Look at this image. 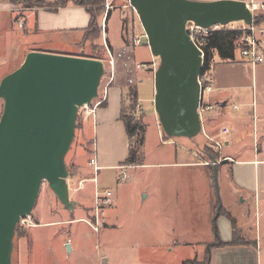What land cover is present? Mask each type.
I'll use <instances>...</instances> for the list:
<instances>
[{"label": "rangeland", "instance_id": "rangeland-1", "mask_svg": "<svg viewBox=\"0 0 264 264\" xmlns=\"http://www.w3.org/2000/svg\"><path fill=\"white\" fill-rule=\"evenodd\" d=\"M254 1L264 4L262 1ZM122 4L119 2L118 8L126 11L125 3ZM15 6L18 8L16 12L18 21L24 18L27 7ZM129 9L132 12V20L140 25L134 10ZM259 16L264 22V8L261 9ZM127 17L126 21L129 22L131 19L129 14ZM242 25L241 22L233 23L226 28ZM5 31V25L1 23V43L5 42L4 46L1 44V50L5 51L11 43L14 53L11 66L6 63L5 74H9L23 63L22 60L14 61L18 52L23 49V43L18 39L22 32L17 23H13L12 40L6 37L8 40L6 41ZM100 43L101 39L95 44L100 46ZM143 45L150 49L146 38ZM90 48L88 44V54L100 52ZM46 49L58 51L61 50V46L51 44ZM77 49L80 51L79 47ZM103 54L106 60V51ZM2 58L1 54V77ZM214 61L216 73L214 74L213 68L211 69L214 91L218 90L222 94L229 92L236 95L238 100L230 101L229 104L227 101L224 102V99L210 102V106L214 107L210 112L213 117L207 122L208 119L204 120L206 114L203 116L205 131L210 138L206 137L204 132L194 141L165 138L152 100L149 101L151 91L149 92L145 85L140 87L142 101L137 102L134 109L127 93L123 112L134 116L145 127V133L140 131L138 136L130 141L131 147L136 149L139 156L143 155V165H123L98 173L99 192L108 189L113 194L112 205L99 213L96 212L94 184L84 183L85 188L79 190L80 181L71 182L70 198L75 201L76 207L73 212H69L60 204L45 182L31 216L22 219L16 227L12 264H184L188 260L194 261L195 264H207V252H213L216 248L226 245L221 239L231 236L232 220L236 226L242 227L246 234L240 236L239 228L237 229L239 243L250 245L257 234L259 260L264 264L263 196L258 195L255 201L253 197L232 194L219 171L226 162L217 166L216 188L213 181L214 166L206 164L208 158L219 159L228 154L227 150L235 149V152H238L241 149V143H238L233 147L231 145L221 154L218 145L223 144V149H226L223 141L227 138L219 136L220 130L224 122H232L234 117L241 113L243 103L251 98L252 86L255 85L257 93L264 88V64L252 69L250 64L239 63L237 60L231 66H225L227 64L220 62L218 56ZM159 64L158 59L156 69ZM227 68L228 71L225 72ZM110 71L112 72V67L106 63V75L100 87V95ZM226 75H230L231 80L225 83L223 78ZM3 78H0V82ZM235 105L240 106L239 111H235ZM3 108L4 102L0 99V118ZM84 119V112L79 113L75 139L66 157L69 179L77 174V165H83L86 169L79 176L81 180L94 177L93 169L88 168L89 160L93 157L91 155L94 146L93 127L90 123L87 124L88 139L85 138L82 130ZM246 120L251 122L249 127L251 134L244 139L242 145L253 146L252 118ZM210 128H213V131ZM234 134L235 131H232L228 137ZM114 146L108 143L107 150L110 151L113 147L118 154L117 158L121 157L122 150L118 149V143ZM178 152H185L184 160L196 167L180 165L182 158L176 156ZM205 173L206 179L203 177ZM227 215H230L232 220ZM67 244L71 245L70 253L66 248Z\"/></svg>", "mask_w": 264, "mask_h": 264}, {"label": "water", "instance_id": "water-1", "mask_svg": "<svg viewBox=\"0 0 264 264\" xmlns=\"http://www.w3.org/2000/svg\"><path fill=\"white\" fill-rule=\"evenodd\" d=\"M130 4L152 55L160 60L153 102L160 127L170 140L194 141L203 132L198 111L203 60L187 23L208 30L239 22L251 25L257 16L245 0H130ZM105 75L103 60L33 51L1 80L0 264H12L16 227L31 216L45 182L60 204L74 211L66 157L80 108L99 98ZM211 160L217 188V160ZM66 248L70 253L71 245Z\"/></svg>", "mask_w": 264, "mask_h": 264}, {"label": "crops", "instance_id": "crops-1", "mask_svg": "<svg viewBox=\"0 0 264 264\" xmlns=\"http://www.w3.org/2000/svg\"><path fill=\"white\" fill-rule=\"evenodd\" d=\"M41 1H44L46 3H54L56 0ZM257 1L264 2V0ZM119 2V0H106L105 15L103 16L101 21L102 38L100 44L102 46H105L106 51V60L103 59V61L105 63H109L110 59H112V61L114 62V79L107 89L106 101L97 109L94 117L90 116L89 118L84 119L82 129L85 138L88 139L89 129L87 127V124L90 123V125H92L93 127L94 146L92 149L93 154L91 155L97 156V164L100 168V171L112 168H120V166H123L124 162L129 156L130 140L126 132L125 125L121 120V113L123 111V104L127 93L129 96L130 90H135L137 93L138 102L140 103L142 100L140 99L139 89L142 85H145L147 90H149V92L151 91V96L149 94V97H151L149 98V101L152 100L153 105L155 97V68L151 67L147 70H142L138 69L137 65L155 64L156 67L158 64V58L152 55L151 49L144 47L145 45L143 44L145 42V38H143L141 46H132L133 39L137 37H143L145 35V32L141 24L139 25L138 22L132 20V12H130L129 9L130 7H124L126 11H121L117 6ZM17 9V6L13 5L12 3L0 0V25L1 23H4L6 29L4 40L8 41L7 38L10 41L12 40L11 29L13 23H17L19 30L22 32V35L20 36V38L18 37V39L19 42L23 43V49L18 52V55L16 56L14 61L18 62L19 60H22L23 62L26 55L29 52L33 51L63 55H75L77 53V46L79 41L81 40L82 31L88 28L90 23V15L84 8L70 3L66 7L59 9L57 12H51L43 8L36 7L26 8L24 18L19 19L18 21L16 20ZM108 11H111V16L108 22H106ZM127 14H129L131 18L129 22L126 21L128 18ZM19 22L23 24L22 27L19 25ZM126 33L127 36H125ZM1 44L3 45L5 44V42L1 43L0 32V58L1 54L3 56V58L1 59V64L3 66L1 67V72L2 77H4L7 75L5 74V69L7 68L6 65L8 64L9 67L11 66V61L13 59L12 56L14 53L11 43L5 49V51L3 49L1 50ZM51 44H55V46L57 47L58 45H60L61 50H47L46 48L51 46ZM87 45L88 44L85 43L83 45L82 51L80 52H84V48L87 47ZM216 56L219 57L218 52L215 51L213 52V60L211 62V68H213L214 74L216 73V71H214L215 64H213V62H215L214 59L216 58ZM234 61L220 59V62H224L227 64L225 66H231ZM239 63H241V61ZM263 64L264 63L258 64L255 67ZM253 68L254 67L252 66V69ZM227 71L228 68L225 69V72ZM110 74L111 71L105 83L109 82L111 76ZM2 77L0 75V78ZM230 80V75H226L225 78H223V81L225 83L226 81ZM104 96L105 94L103 89V92L100 95V99ZM250 96V100L243 103V109L240 110V106H234L235 111L240 110L241 113L238 116L234 117L232 122H224L219 135L224 139L227 138L225 141H223L225 142L226 149H223V144H220V146H218V149L220 148L219 152L221 154L222 152H224V150L229 149L231 145V147H233L238 143H241V149L238 152H235V149H233L232 151L227 150L228 154L220 157L219 159L216 158V166L226 162V164H223L219 168V171L226 180L228 190L232 194H241L246 198L253 197L255 201H257L258 195L263 196L264 198V88L260 89V91H258L257 93L255 91V85L252 86V92ZM217 99H224V102L227 101L229 104L230 101H237L238 97L229 92H227V94H222L217 90L210 96L209 104H211V101L213 102ZM213 109L214 107L212 106L210 110L203 112L201 115L203 132L205 133L206 137L209 136L205 131L203 116H205L206 114L204 120L208 119L207 122H209L213 117V115H210V112ZM247 118H252L253 122V146L242 145L244 139L248 138L251 134L249 131L251 122L249 123L246 120ZM225 128L229 130V133L227 135H223L222 132ZM211 131H213V128L211 129ZM232 131H235V134L229 138L228 135H231ZM108 143H111L113 146L115 143H118V149L122 150V156L117 158L118 154L114 150L115 146L114 148L112 147V150L108 151ZM184 153L185 152H178L176 154V156L179 155L182 158L180 165L185 167H196L187 160H184V158L186 157ZM207 162L209 164L208 166H214L213 161L210 158H208ZM88 168L90 169L89 165ZM85 171L86 169L83 165H77V174H75L68 180V185L70 188L71 182L76 181H80L79 190L85 188L84 183L94 184V189H97V187L99 188V178H97V184H95V182L93 181V177L92 179L82 180L81 178H79V176H81ZM261 174L263 176L262 179ZM203 177H205L206 179V173L203 174ZM228 216L230 215H227V217ZM238 228L241 234L240 236H245L246 234L242 227L236 226V229ZM230 235V237L228 236L227 238L221 239V241L225 243L226 246L213 250L211 264H262L259 260L260 257L257 234L252 239V243H250V245H245L242 242H240L238 245H232V227Z\"/></svg>", "mask_w": 264, "mask_h": 264}, {"label": "trees", "instance_id": "trees-1", "mask_svg": "<svg viewBox=\"0 0 264 264\" xmlns=\"http://www.w3.org/2000/svg\"><path fill=\"white\" fill-rule=\"evenodd\" d=\"M12 3L13 5H22L27 8H43L45 10L51 12H57L59 9L66 7L69 3L84 8L87 13L90 15V23L88 28L82 31L81 40L78 43L80 51L83 49V45L85 43L90 45V49H95L96 51H100L96 54H88L87 47H85L84 52L77 51L75 55L72 56H79L85 58H92L103 60L104 59V51L105 46L100 44L96 45L95 43L101 39L102 36V28H101V21L103 16L105 15V6L106 0H56L54 3H46L41 0H3ZM111 16V11H108L106 16V22H108ZM257 23L262 22L261 16H258ZM240 37V33L238 31H233L226 29V27L222 28L221 30H216L210 33L207 38V45L205 47V60H204V68L203 70H208L211 67V62L213 60V52H218V55L221 60L227 61H234L235 60V43L237 39ZM130 100L132 101V108L134 109L136 103L138 102L137 93L135 90L131 89L129 94ZM121 120L125 125V129L129 140L131 141L135 136H138L140 131L145 133V127L142 125V122L136 120L134 116L128 115L122 111L121 113ZM165 135V134H164ZM165 138L168 137L165 135ZM170 140V139H169ZM124 166H140L143 165V155L139 156L136 149L131 147L129 149V156L127 160L123 164ZM214 181V175H213ZM215 185V183H214ZM230 220L231 217L228 216ZM232 222V229H233V242L232 245H238L239 242L237 241L238 231L236 229V225ZM216 228V222H215ZM226 246V245H225ZM208 261L207 264H211L212 260V251H208ZM184 264H195L194 261L188 260L185 261Z\"/></svg>", "mask_w": 264, "mask_h": 264}, {"label": "built area", "instance_id": "built-area-1", "mask_svg": "<svg viewBox=\"0 0 264 264\" xmlns=\"http://www.w3.org/2000/svg\"><path fill=\"white\" fill-rule=\"evenodd\" d=\"M121 3H125L126 7H131L130 0H119ZM247 7L253 14V16H259V13L261 9L264 8V4L256 3L254 0H245ZM258 20V19H257ZM253 22L251 25H247L244 22H241L243 25L242 27H229V30L238 31L240 33V37L237 39L235 43V53L236 58L235 60L246 62L255 67L258 64L264 63V22L257 23ZM19 25L22 27L23 24L19 22ZM187 29L189 30V35L195 46L199 49L201 52V57L203 60L202 63V69L198 75V83L201 90V99H200V105H199V113L202 115L203 112L208 111L211 109V106L209 104V98L214 93L215 88L213 86V76L212 74V68L208 70H203L204 68V60H205V47L207 45V38L210 35L211 32L216 30H221L222 26H216L211 29H204L201 28L194 23H187ZM228 29V28H226ZM143 38H146V35L143 37H137L134 38L132 41L133 47H139L142 45ZM110 66L112 67V72L110 76L109 82L105 84L104 88V94L105 96L100 99V93L99 98L95 100L91 105H85L80 108V112H84L85 118H89L90 116L94 117L97 109L103 105V103L106 101V92L110 85V83L114 79V62L112 59H110L109 62ZM151 67H154L155 71L157 70V66L155 67V64H138L137 68L142 70H147ZM223 135H227L229 133V130L227 128L223 129ZM220 146V144L218 145ZM209 165L208 163H206ZM93 169V181L95 184H97L98 181V173L100 171V168L97 164V156L93 155V157L89 160L88 164ZM123 170L125 169L122 167ZM121 168V169H122ZM127 169V168H126ZM126 178V174H123V179ZM113 194L110 190H105L103 192H99L98 187L95 192V201H96V212L99 213L100 211H104V209L110 207L113 203L112 200Z\"/></svg>", "mask_w": 264, "mask_h": 264}]
</instances>
